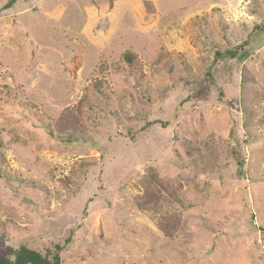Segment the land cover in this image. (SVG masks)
<instances>
[{"label":"rangeland","instance_id":"374dc122","mask_svg":"<svg viewBox=\"0 0 264 264\" xmlns=\"http://www.w3.org/2000/svg\"><path fill=\"white\" fill-rule=\"evenodd\" d=\"M63 112L80 140L54 133ZM21 244H60L62 264H264V0H0V252Z\"/></svg>","mask_w":264,"mask_h":264},{"label":"trees","instance_id":"16d2710c","mask_svg":"<svg viewBox=\"0 0 264 264\" xmlns=\"http://www.w3.org/2000/svg\"><path fill=\"white\" fill-rule=\"evenodd\" d=\"M11 1V0H10ZM10 3V2H8ZM247 44L244 42L245 47ZM246 54V50L237 49H226L223 53L215 51L217 57H235L237 58L240 54ZM123 60L132 67L136 66V57L132 52H125L123 54ZM102 81L96 80L93 83V88L96 92H101ZM88 96L83 97V102L87 103ZM78 111L81 110V105L74 107ZM52 128L57 137H61L67 141L80 140V136L86 131L84 124L81 122V118L76 116L71 112L62 113L57 119L52 123ZM150 177H156L155 174H149ZM144 194L147 200H157L160 193V186H162L161 181L158 179H148L144 181ZM150 200V201H151ZM178 223V217L175 213L165 214L159 221L158 225L161 228L164 235L171 237L176 230ZM62 246L60 244H55L53 250L49 251V254H44L36 249L30 248L26 245L21 244L17 249L4 250L0 252V264H62L60 250ZM12 255V256H11Z\"/></svg>","mask_w":264,"mask_h":264}]
</instances>
